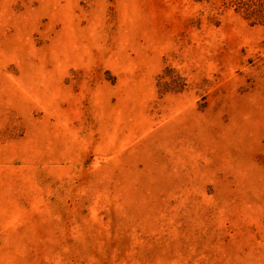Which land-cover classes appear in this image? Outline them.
<instances>
[{"label":"rangeland","instance_id":"obj_1","mask_svg":"<svg viewBox=\"0 0 264 264\" xmlns=\"http://www.w3.org/2000/svg\"><path fill=\"white\" fill-rule=\"evenodd\" d=\"M0 264H264V0H0Z\"/></svg>","mask_w":264,"mask_h":264}]
</instances>
